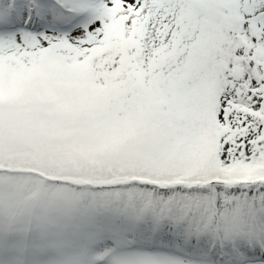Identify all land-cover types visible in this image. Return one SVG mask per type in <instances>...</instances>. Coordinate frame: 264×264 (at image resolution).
<instances>
[{"label": "snow or ice", "instance_id": "1", "mask_svg": "<svg viewBox=\"0 0 264 264\" xmlns=\"http://www.w3.org/2000/svg\"><path fill=\"white\" fill-rule=\"evenodd\" d=\"M0 264H264V0H0Z\"/></svg>", "mask_w": 264, "mask_h": 264}]
</instances>
